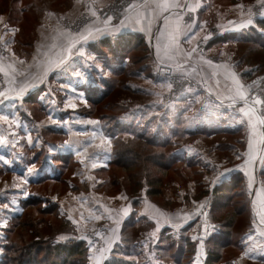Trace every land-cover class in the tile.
I'll list each match as a JSON object with an SVG mask.
<instances>
[{
	"label": "rangeland",
	"instance_id": "374dc122",
	"mask_svg": "<svg viewBox=\"0 0 264 264\" xmlns=\"http://www.w3.org/2000/svg\"><path fill=\"white\" fill-rule=\"evenodd\" d=\"M148 1L129 0L116 14L117 0H0V57L15 62L14 70L30 79L38 64L44 65L55 26L75 40L88 28H93L91 34L113 29ZM207 1L203 13L208 28L193 57L231 67L246 90L241 99L208 94L194 70L159 62L152 41L143 35L140 49L113 63L115 57L103 45L108 38L97 41L88 35L77 40L76 53L84 50L89 59L85 101L65 86L78 90L75 57L71 78L57 72L55 79L51 75L40 86L45 80L41 76L38 87H26L22 94L16 79L13 85L6 80V88L0 84V94L12 89L11 95L17 91L22 96L21 104H4L0 97V264L15 256L11 246L45 241L84 242L90 264V247L102 253L111 234L109 224L126 202L133 212L103 264L121 259L133 264H193L197 245L205 247L206 260L218 248L219 264H264V258L250 259L243 244L248 235L256 234L263 214L258 196L262 194L264 202V144L251 179L237 167L245 160L247 135L255 125L264 138V50L241 39L249 33L264 39V28L258 24L264 20V0ZM230 25L238 30L221 36ZM69 49L62 40L48 59L55 54L56 65L70 64ZM194 91L201 102L182 104L185 113L210 103L231 114L247 112L251 127L187 131L186 120L177 112ZM154 117L159 119L154 122ZM138 135L166 144L151 147L137 140ZM65 143L80 152L67 153ZM127 145L143 153L132 177L112 165L117 151ZM57 148L62 154L55 153ZM179 148L187 152L178 153ZM97 154L109 161L99 162ZM4 159L9 160L8 170ZM30 169L34 172L25 177ZM231 181L237 187L222 188ZM154 189L159 195L149 196ZM142 198L168 213L194 215V220L182 228L157 229L138 217ZM225 236L226 245H219L217 240Z\"/></svg>",
	"mask_w": 264,
	"mask_h": 264
},
{
	"label": "crops",
	"instance_id": "0c3cea01",
	"mask_svg": "<svg viewBox=\"0 0 264 264\" xmlns=\"http://www.w3.org/2000/svg\"><path fill=\"white\" fill-rule=\"evenodd\" d=\"M208 4L209 2L207 0H149L148 3L135 10L123 23H120V25L115 26L113 29L95 30V32L91 34V30L93 28H88L82 35L78 36V39H76L77 37H75V40H73L74 38H72L73 35L66 31H62L63 29L60 26H55L53 33H51V38L49 37L48 39L53 42L52 48L54 46H60V42L62 40H65L67 46L70 48V51L68 52V60L70 64H66L64 62L61 66V63L59 65H56L55 63L57 59H55V54H53L52 58L48 59L50 55L49 51L52 49L50 48L46 52L48 56L43 61L44 65L41 63L38 64V67H36L35 70V75H32L30 79H24L25 77H23V73H20L17 69L14 70L15 62L9 61L1 56L0 84L1 86H3V88H6V80H8L11 85H13V82L11 81L16 79L18 80V82L20 81V87L17 91H20L22 94L26 87H38L40 85L39 81L41 76H44L45 80L40 86H42L45 81H49L51 75H53L55 79V74L57 72H63L64 74H66V78H71V63L73 61V58L75 57L74 60L78 64V67L76 69L78 74L77 76H79L77 79L78 81L76 80L79 83V85L76 87V89L78 90H75L74 88L72 90L70 84H66L65 86L70 88L69 92L74 93L75 98L78 97L79 101H82L84 100L85 96L83 91L87 84V70L89 69V64L85 62L89 59L87 57L86 51L84 50H79L76 53V42H78L77 40L81 41L84 37L87 38V36L90 35V37L93 36L94 39H97V41L104 38L115 41L122 36L139 34L146 37L148 41H152L154 53L159 62L168 65H174L185 70H194L197 77L200 78L201 81L207 86L208 94L221 96L228 101L241 99L245 96L246 90L241 79L235 76L231 67L224 64L213 65L209 63V61H203L202 58L193 57V54H195L193 51L197 42L207 32L208 27L204 19L203 11L208 7ZM189 16L190 19L187 18ZM94 28H96V26H94ZM237 28L238 26L233 27L232 25H230L227 28L222 29L221 36L236 32L238 30ZM61 32H63V35L66 38L63 37L64 39H62L60 37ZM214 51V49H211L209 53H214ZM73 52L75 54H73ZM75 55H78L79 58H77V56ZM68 74L70 76H68ZM10 91L9 93L5 91L4 93L0 94L1 100L5 102L4 104H21L20 102L22 101L20 97L22 96H20L17 91H15L13 95H11ZM198 99H200V96L199 94L197 95L196 91H194L193 93H190L188 97L185 98V100H183V102L179 105L181 107V111L177 112V115H182L186 120L185 129L187 131H192L193 133H195L194 131H198L202 133L203 131L207 132L208 129L211 130L231 127L237 129H246V127L249 126V118L247 112L245 114V112L242 113L239 110H235L236 113L231 114L223 109L213 106L210 103L204 104L203 107H199L197 110L192 109L190 111L191 113L189 114L185 113L184 106L182 104L191 103L193 101L200 104L201 101ZM148 108L150 109V107ZM238 111L241 113L237 114ZM255 113L256 112L253 111L251 115L257 116ZM11 116L14 117V115ZM157 119L159 118L154 117L153 121L155 122V120ZM255 121L257 122V119H255ZM253 128L247 135V146L245 149V152H247V154L243 155L245 160H243L237 166L238 169H240L241 172H244L249 179L252 178V169H254L258 163L259 152L262 150V146L264 144L263 135L259 136V131H257L256 125ZM20 130L22 131V129ZM167 131L168 130H165L164 135H167ZM211 132L214 131H210V133ZM71 146L72 145L65 143L64 150L67 153L80 152V148H75L74 150V147ZM178 150H181V152L183 153L187 152V148H179L177 149V152ZM55 153L62 154V149L57 148V150H55ZM102 155L103 154H97V160H99V162H108L109 157L104 158ZM16 161L18 162V159H16ZM3 162V167L8 170V167L10 166L6 164H9V160L4 159ZM260 162L262 163L263 160H261ZM17 166L20 167L18 163H16V167ZM11 168H15V166L12 165ZM32 172L34 171L31 169L25 172V177H27L28 173ZM43 175L44 172L41 176ZM39 177L40 176L38 175L35 178V181ZM258 200H262L261 212L263 214L261 215V218L256 225V234L253 237H251V235H248L243 244L245 253L246 255L248 254L250 256V259L252 258L261 260L262 258H264V202L262 194H259ZM138 211V217H143L151 224H155V227L157 229L158 226H160L162 229L182 228L188 226L194 220V215H189L188 213H183L181 211L168 213L162 207L156 205L146 198H142ZM132 212L133 209L130 203L127 204V202L124 203L122 208L118 209L117 213H115L116 215L114 214L115 216H113V220L109 224L112 226L111 234L109 236V241L106 242V247L102 250V253L96 254L94 253V249L92 248V246L90 247V264H103L104 260L107 258L106 254H108L109 256L110 250L112 251L113 249V242H117L119 239V230L122 229V225L131 216ZM205 260V247L202 245H197V253L195 255L193 264H205ZM153 263L154 262L150 264Z\"/></svg>",
	"mask_w": 264,
	"mask_h": 264
},
{
	"label": "trees",
	"instance_id": "16d2710c",
	"mask_svg": "<svg viewBox=\"0 0 264 264\" xmlns=\"http://www.w3.org/2000/svg\"><path fill=\"white\" fill-rule=\"evenodd\" d=\"M258 24L262 28H264V20H259ZM241 39L245 40V42L257 44L259 48L264 50V39L259 34L254 33L252 35V33H249V35L243 36ZM144 43V37L139 34L122 36L115 41H111L110 39H106L103 41V45L105 47H109L111 57L112 55L113 57H115L114 59H112V63L122 62L127 55H130L134 51L140 49L144 45ZM137 138V140L144 141L146 145H149L151 147H162L166 144L165 141L160 142L152 139L151 137L145 138L144 135H138ZM127 146L128 147H125V150L124 148H122L123 150L119 149V151H117L115 158L112 161V165L115 167L117 166L118 168H123V172L128 177H132V174H134L132 169L136 167V164L139 158L143 156V153H139L133 147H129V145ZM149 158H151V156ZM170 161H168V163H166V161L165 164H170ZM159 165H161L162 167L163 164L161 163ZM156 182L158 183V185L160 184V180ZM232 186H234V181L224 184L222 188H232ZM220 191L221 190L217 191V193ZM159 193V189H154L153 191H150L148 195L156 196L159 195ZM221 194V196H227L225 191H221ZM22 218L23 215L21 217H17L16 221L19 223L21 220H23ZM227 240L225 236L217 240V243H219V245L223 243L222 245L224 246L226 245ZM217 249L218 248H215L214 252L210 251L205 264H219L220 256ZM10 251H13L15 256L9 257L8 260L5 259L2 264H87V250L85 247V243L82 241L66 242L64 244H53L52 242L45 241L44 243L28 244L26 246H23L22 248H20V245H14L10 247ZM114 264L133 263L121 259V261H116Z\"/></svg>",
	"mask_w": 264,
	"mask_h": 264
},
{
	"label": "built area",
	"instance_id": "2783aa9c",
	"mask_svg": "<svg viewBox=\"0 0 264 264\" xmlns=\"http://www.w3.org/2000/svg\"><path fill=\"white\" fill-rule=\"evenodd\" d=\"M127 1H129V0H117L116 4L114 5V7L117 8L116 14H117V11H119L123 7L122 6L123 3H126Z\"/></svg>",
	"mask_w": 264,
	"mask_h": 264
}]
</instances>
